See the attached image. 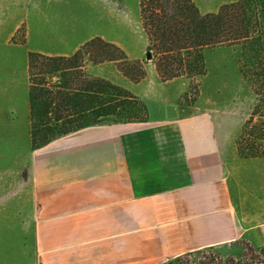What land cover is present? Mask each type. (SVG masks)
Masks as SVG:
<instances>
[{"label": "crops", "instance_id": "crops-1", "mask_svg": "<svg viewBox=\"0 0 264 264\" xmlns=\"http://www.w3.org/2000/svg\"><path fill=\"white\" fill-rule=\"evenodd\" d=\"M94 2L12 0L1 7L0 47L21 28L24 42L1 56L0 112H29L28 75L20 94L14 83L17 69L27 72L29 52L70 56L101 37L130 58L121 41L99 31ZM100 7L98 20L111 23L112 0ZM86 71L137 96L148 119L100 123L36 149L32 176L42 216L33 237L40 264H158L209 249L237 259L245 245H264V216L235 196L211 118L177 102L186 92L175 84L182 78L162 82L152 63L137 83L111 62Z\"/></svg>", "mask_w": 264, "mask_h": 264}, {"label": "trees", "instance_id": "trees-1", "mask_svg": "<svg viewBox=\"0 0 264 264\" xmlns=\"http://www.w3.org/2000/svg\"><path fill=\"white\" fill-rule=\"evenodd\" d=\"M138 3L147 40L142 60L130 59L122 48L101 37L88 40L70 56L28 53L32 147L41 148L106 121H147L143 101L107 79L89 75L87 64L114 63L123 76L137 83L151 62L162 82L183 77L192 82L205 75L206 49L239 46L240 73L257 100L235 141L236 150L243 159L264 158V0H235L206 14L200 13L194 0Z\"/></svg>", "mask_w": 264, "mask_h": 264}, {"label": "rangeland", "instance_id": "rangeland-1", "mask_svg": "<svg viewBox=\"0 0 264 264\" xmlns=\"http://www.w3.org/2000/svg\"><path fill=\"white\" fill-rule=\"evenodd\" d=\"M235 0H194L200 13H214L219 7ZM12 0H0L3 5ZM96 22L106 38L121 41L132 60L145 58L147 44L135 0H112V24L98 20L104 0H95ZM103 25V26H102ZM21 28L14 38L0 47L1 56H12L13 44H23ZM5 46V45H4ZM3 47V46H2ZM205 75L190 82L186 78L175 81L186 92L178 97L181 106H188L192 114L208 115L217 132L224 153L226 176L241 205L264 216V158L239 157L235 141L241 127L250 116L256 96L240 73L241 48L223 46L204 51ZM0 62V76L6 66ZM89 65V64H87ZM151 68L147 62L145 70ZM15 89L18 94L27 85L26 69H17ZM195 88L197 90H195ZM19 103V102H18ZM102 123H111L109 121ZM36 149L29 135L28 112H0V264H40L35 250L33 228L42 216L38 190L32 176V161ZM158 264H264V245L244 246L237 259H222L215 250H202Z\"/></svg>", "mask_w": 264, "mask_h": 264}, {"label": "water", "instance_id": "water-1", "mask_svg": "<svg viewBox=\"0 0 264 264\" xmlns=\"http://www.w3.org/2000/svg\"><path fill=\"white\" fill-rule=\"evenodd\" d=\"M146 58H147V59H149V58H150L149 54H147V55H146Z\"/></svg>", "mask_w": 264, "mask_h": 264}]
</instances>
